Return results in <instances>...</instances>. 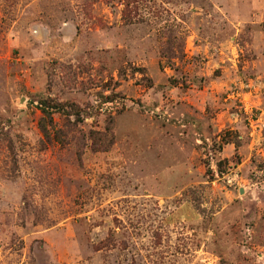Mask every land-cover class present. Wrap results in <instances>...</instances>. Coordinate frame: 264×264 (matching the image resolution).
Returning a JSON list of instances; mask_svg holds the SVG:
<instances>
[{"label":"rangeland","instance_id":"374dc122","mask_svg":"<svg viewBox=\"0 0 264 264\" xmlns=\"http://www.w3.org/2000/svg\"><path fill=\"white\" fill-rule=\"evenodd\" d=\"M0 264H264V0H0Z\"/></svg>","mask_w":264,"mask_h":264},{"label":"trees","instance_id":"16d2710c","mask_svg":"<svg viewBox=\"0 0 264 264\" xmlns=\"http://www.w3.org/2000/svg\"><path fill=\"white\" fill-rule=\"evenodd\" d=\"M42 113H43V115H46V114H48V111L43 108L42 109ZM39 125L41 126L42 130L45 131V128H46L47 124L45 123V120H44L43 117H41V119L39 120Z\"/></svg>","mask_w":264,"mask_h":264}]
</instances>
